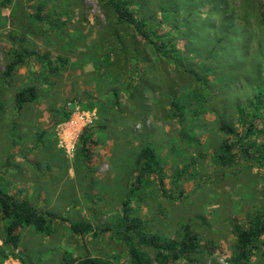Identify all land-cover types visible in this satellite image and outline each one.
<instances>
[{
  "label": "rangeland",
  "instance_id": "374dc122",
  "mask_svg": "<svg viewBox=\"0 0 264 264\" xmlns=\"http://www.w3.org/2000/svg\"><path fill=\"white\" fill-rule=\"evenodd\" d=\"M121 1L151 44L110 0H0V188L52 215L50 235L19 230L16 248L0 219V264H131L119 233L135 187L130 216L147 237L174 250L193 237V254L168 264H234L236 227L264 212V0ZM12 49L30 56L5 77ZM30 86L36 101L17 108ZM144 147L159 168L137 185ZM78 222L94 232L74 235ZM262 243L246 264H264Z\"/></svg>",
  "mask_w": 264,
  "mask_h": 264
},
{
  "label": "trees",
  "instance_id": "16d2710c",
  "mask_svg": "<svg viewBox=\"0 0 264 264\" xmlns=\"http://www.w3.org/2000/svg\"><path fill=\"white\" fill-rule=\"evenodd\" d=\"M110 5L120 22L131 25L143 40L151 44V41L141 29L140 21L136 22L129 15L126 2L121 0H110ZM37 18L40 17L37 16ZM29 56L30 54L27 52L12 49L8 55V62L5 65L4 76H11L15 69L22 65L25 59ZM36 99V89L32 86L22 88L14 95V101L19 109L26 104L35 102ZM173 106L176 111H179L181 108V106L176 103H173ZM238 111L242 113L240 108H238ZM220 130L229 137H237L235 128L226 122L220 123ZM234 146L235 144L231 140H226L222 143L218 154V160L222 165H227V161H229L230 156H232ZM252 148H255V143H249L243 149V154L247 156L245 157L246 159L250 158V150ZM135 168L137 172L136 183L137 185H140L142 178L146 174L157 172L159 168L155 153L148 147L142 148L137 156ZM159 182L160 185H162L161 179ZM135 191L136 187L130 189L122 202V231L119 233L120 237L129 246L128 253L131 259V264L151 263V258L149 254L143 250L144 248H151L154 251L157 264H168V262H174L183 256L190 257L195 250V245L193 243V237L188 233V229L184 232L182 239L177 242L179 247L177 250H174L171 244H160L159 239L156 237H147L143 223L130 216L129 204ZM50 217H52L50 213L41 212L28 201L16 199L0 188V219L5 222L4 236L2 238L5 247H18V231L28 227L33 228L37 233L50 235L52 233ZM70 229L71 232L77 236H84L94 232L93 227L90 224L83 222L70 224ZM263 234L264 212L255 214L252 218L247 220L242 227H236L237 246L233 263H248L254 245L259 241ZM262 246L264 247V243H262ZM167 249H169V251H167ZM7 256V254H3L2 259H5ZM67 264L114 263L100 257L85 256L83 258L72 259L71 261H68Z\"/></svg>",
  "mask_w": 264,
  "mask_h": 264
}]
</instances>
